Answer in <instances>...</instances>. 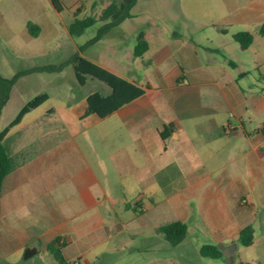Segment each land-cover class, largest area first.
I'll return each instance as SVG.
<instances>
[{
	"label": "crops",
	"instance_id": "0c3cea01",
	"mask_svg": "<svg viewBox=\"0 0 264 264\" xmlns=\"http://www.w3.org/2000/svg\"><path fill=\"white\" fill-rule=\"evenodd\" d=\"M140 1L127 20L141 15ZM177 1L186 24L211 31L206 43L185 32H152L147 21L134 36L147 43L141 57L133 44L121 67L87 58L143 86V97L104 119L84 117L86 97L108 93L92 81L81 100L27 120L28 113L10 129L3 144L16 167L0 190V261L45 264L40 254L60 238L68 264H96L124 229L161 215L155 202L162 196V225L153 228L186 225L176 246L163 237L180 264H225L220 251L200 256L205 245L230 252L228 264H264V0ZM35 25L37 37L54 31L45 20ZM239 32L252 35L245 50L233 39ZM168 125L174 130L163 139ZM135 185L143 187L140 211L121 192ZM248 226L253 242L245 247L238 234ZM242 248L253 252L245 262ZM26 250L33 252L25 258Z\"/></svg>",
	"mask_w": 264,
	"mask_h": 264
},
{
	"label": "rangeland",
	"instance_id": "374dc122",
	"mask_svg": "<svg viewBox=\"0 0 264 264\" xmlns=\"http://www.w3.org/2000/svg\"><path fill=\"white\" fill-rule=\"evenodd\" d=\"M60 2L62 11L58 13L49 0H0V76L11 79L16 74L33 68L62 65L59 72L24 74L15 82L11 98L0 115V132L15 118L19 110L36 96L46 94L48 99L38 108L31 110L29 112L31 116L26 118L27 120L55 109L59 110L67 101L82 99L89 86H78L72 67L65 64L75 53L121 67L128 60L129 47L136 43L134 37L136 28L147 30L144 25L147 21L153 25L150 30L152 32L163 34L185 32L204 43H206L205 37L211 34L208 28L196 29L186 24L178 11L180 2L177 0H141L138 5L141 15L138 19L123 20L93 43L97 33L114 20L105 13V10L112 4L118 5L121 0H60ZM181 2L186 3V0ZM130 12L132 11H129L131 18ZM42 20L52 24L53 33L49 37H32L26 24L28 22L35 24ZM75 21H90V25L81 35L70 36L67 29ZM155 183L162 190V181L156 179ZM121 188L116 187V189ZM126 188L128 191L122 188L121 192H127V202L132 208L136 206V210L140 211L141 204L137 205L136 198L143 187L135 185ZM146 196L150 197L148 194ZM160 197L162 198V196L156 197L159 200L155 203L160 206L158 210L161 211V215L144 219L145 225L137 227L134 231L124 229L98 255L99 260L96 264H180L179 260H175L177 250H166L167 243L162 234L153 228L156 224L162 225ZM142 203L148 208V199L143 200ZM125 214L122 212V216ZM242 249L246 250L240 260L245 262L253 256V252L247 248ZM165 251L174 255L168 256L167 253L164 254ZM190 253H195L193 248ZM39 258L45 264H58L48 253H41ZM0 264L5 263L0 261ZM17 264L32 263L22 259ZM225 264H228V260H225ZM235 264H239V261Z\"/></svg>",
	"mask_w": 264,
	"mask_h": 264
},
{
	"label": "trees",
	"instance_id": "16d2710c",
	"mask_svg": "<svg viewBox=\"0 0 264 264\" xmlns=\"http://www.w3.org/2000/svg\"><path fill=\"white\" fill-rule=\"evenodd\" d=\"M136 1L137 0H121L118 5H110L105 10V13L112 16L114 20L108 26L102 28L97 33L95 39L92 42H97L110 28L116 27L123 20L130 18L129 11L134 6ZM49 2L56 12L59 13L62 11L60 0H49ZM89 25L90 21H75L68 27V34L70 36H79ZM26 28L32 37H37L38 27L35 24L28 22L26 24ZM258 33L260 36L264 37V24L260 27ZM233 39L238 43L241 50L247 49L252 44L253 40L252 35L247 32L236 33L233 35ZM147 49L148 46L143 34H138L136 36L133 55L135 57H141L147 51ZM65 64L72 67L78 86L83 87L88 82L97 81L108 88L107 94L94 92L86 97V110L84 117L94 115L99 119H104L122 107L143 97L145 94L146 90L143 86L118 76L110 70L81 56L79 53L73 54ZM61 68L62 65H49L18 73L11 79H6L0 76V115L9 100L13 85L20 77H22L24 74L36 72H59ZM47 99L48 96L46 94H41L30 100L19 110L15 118L0 132V190L5 176L16 167V160L9 154L8 150L3 144L6 135L11 128L21 122L22 118L26 114H28L31 110L41 106ZM173 130V125L166 126L164 131L161 133V138L166 139ZM128 208L134 211L131 206ZM159 232L170 245L176 246L182 242L186 235V225L180 222H173L161 226L159 228ZM238 240L242 246H250L253 242V229L249 226L242 229L238 234ZM64 246L65 244L60 238L53 240L46 246V250L53 256L58 264H68L62 253V248ZM199 253L200 256L206 258H218L222 256L215 247L208 245L202 246L199 250Z\"/></svg>",
	"mask_w": 264,
	"mask_h": 264
},
{
	"label": "water",
	"instance_id": "95a60500",
	"mask_svg": "<svg viewBox=\"0 0 264 264\" xmlns=\"http://www.w3.org/2000/svg\"><path fill=\"white\" fill-rule=\"evenodd\" d=\"M218 251H220L223 255H225V257H226L228 260H230V257H231V253H230V252H224V251H222V250L219 249V248H218ZM32 252H33V251H31V250H26L24 257H25V258L28 257Z\"/></svg>",
	"mask_w": 264,
	"mask_h": 264
},
{
	"label": "built area",
	"instance_id": "2783aa9c",
	"mask_svg": "<svg viewBox=\"0 0 264 264\" xmlns=\"http://www.w3.org/2000/svg\"><path fill=\"white\" fill-rule=\"evenodd\" d=\"M242 203L244 204V203H245V201H242Z\"/></svg>",
	"mask_w": 264,
	"mask_h": 264
}]
</instances>
